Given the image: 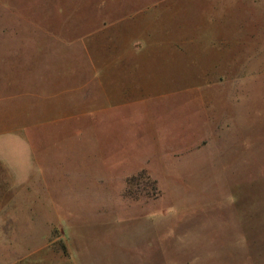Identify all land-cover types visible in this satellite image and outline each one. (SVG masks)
Wrapping results in <instances>:
<instances>
[{
	"label": "rangeland",
	"instance_id": "rangeland-1",
	"mask_svg": "<svg viewBox=\"0 0 264 264\" xmlns=\"http://www.w3.org/2000/svg\"><path fill=\"white\" fill-rule=\"evenodd\" d=\"M0 264H264V0H0Z\"/></svg>",
	"mask_w": 264,
	"mask_h": 264
}]
</instances>
